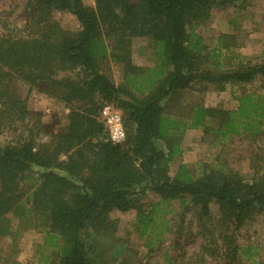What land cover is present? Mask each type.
I'll return each mask as SVG.
<instances>
[{
    "label": "trees",
    "instance_id": "16d2710c",
    "mask_svg": "<svg viewBox=\"0 0 264 264\" xmlns=\"http://www.w3.org/2000/svg\"><path fill=\"white\" fill-rule=\"evenodd\" d=\"M246 1L95 0V7H89L83 0H27L25 21L5 26L0 35V127L7 120L25 122L31 115L18 95L19 82L63 103L69 110L68 125L47 143H38L31 133L0 147V221L5 223L10 214L34 217L45 233L43 246L59 255L61 264H92L84 235L109 230L113 211L135 209L145 235L158 205L148 213L142 209L140 201L148 190L162 202H194L199 217H210L208 204L214 201L237 230L255 211L264 210V179L259 174L246 184L220 164L197 178L186 165L173 178L168 176L188 129L212 134L214 143L264 130V98L257 94L241 95L234 111L195 105L187 119L166 113L164 104L195 81L222 91L228 84L264 80V62L221 74L206 70V46L190 30L193 23L208 21L214 7H240ZM56 11L73 15L81 31L63 29L53 18ZM134 38L150 40L159 58L154 68L133 63ZM108 60L122 67L124 92L104 73ZM106 105L123 116L127 139L122 145L107 140L100 120ZM10 233L9 225L0 226V236ZM241 250L248 257L249 250L234 242L225 264H236ZM208 252L204 247L199 264Z\"/></svg>",
    "mask_w": 264,
    "mask_h": 264
},
{
    "label": "rangeland",
    "instance_id": "374dc122",
    "mask_svg": "<svg viewBox=\"0 0 264 264\" xmlns=\"http://www.w3.org/2000/svg\"><path fill=\"white\" fill-rule=\"evenodd\" d=\"M26 1L0 0V35L5 26H20L25 21ZM83 1L86 6L95 7V0ZM53 18L66 31H81V25L69 13L56 11ZM190 27L206 46L204 68L213 74L264 62V0H248L240 7H214L208 21L193 23ZM131 46L136 66L149 69L158 64L159 58L154 55L150 40L134 38ZM102 69L120 92H124L122 88L127 84L122 67L108 60ZM16 88L18 95L26 100L31 115L25 122L11 124L7 120L0 127V147L16 144L31 133L38 143H47L51 136L66 129L69 110L63 103L22 82ZM246 93L264 98V80L228 84L222 91L217 86L195 81L164 104L166 113L187 119L195 105L234 111L240 96ZM121 98L129 100L124 94ZM214 140L212 134L204 136L202 129L186 130L179 142L181 156L168 166L170 179L180 165L188 166L197 178L211 172V165L218 167L220 164H225L227 169L230 167L246 184H250L257 174L264 179V130L256 136L246 133L222 142L214 143ZM157 147L165 152L169 149L164 142H158ZM161 200L155 192L148 190L140 201L147 213L158 204L153 223L145 235H142L135 209L126 213L113 211L109 230H90L84 235L87 256L92 264H199L198 259L206 255L204 247L209 251L204 264H225L229 259L228 249L234 242L249 250V258L243 256L241 250L236 264H264V210L255 211L253 219L237 230L214 201L208 204L210 217H199L200 207L192 201L181 206L178 199ZM4 224L11 227V233L0 236V264H61L59 255L43 246L45 233L40 220L10 214L5 223L0 221V226Z\"/></svg>",
    "mask_w": 264,
    "mask_h": 264
},
{
    "label": "built area",
    "instance_id": "2783aa9c",
    "mask_svg": "<svg viewBox=\"0 0 264 264\" xmlns=\"http://www.w3.org/2000/svg\"><path fill=\"white\" fill-rule=\"evenodd\" d=\"M107 134V140L114 145H122L127 139V132L121 112L113 105H106L100 112Z\"/></svg>",
    "mask_w": 264,
    "mask_h": 264
},
{
    "label": "crops",
    "instance_id": "0c3cea01",
    "mask_svg": "<svg viewBox=\"0 0 264 264\" xmlns=\"http://www.w3.org/2000/svg\"><path fill=\"white\" fill-rule=\"evenodd\" d=\"M66 127H67V126H66ZM180 150L182 151V149H181V148H180ZM176 159H177V157H176ZM176 159H175V160H176ZM175 160H174V161H175ZM170 164H171V163H170Z\"/></svg>",
    "mask_w": 264,
    "mask_h": 264
}]
</instances>
